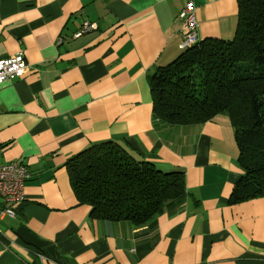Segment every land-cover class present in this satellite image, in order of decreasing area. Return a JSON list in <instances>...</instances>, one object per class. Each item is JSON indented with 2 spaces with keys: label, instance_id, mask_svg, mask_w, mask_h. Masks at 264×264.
Masks as SVG:
<instances>
[{
  "label": "crops",
  "instance_id": "0c3cea01",
  "mask_svg": "<svg viewBox=\"0 0 264 264\" xmlns=\"http://www.w3.org/2000/svg\"><path fill=\"white\" fill-rule=\"evenodd\" d=\"M188 0H0V59L28 73L0 85V165L32 179L13 222L0 223V264H264V197L229 204L244 175L227 115L168 125L153 114L150 77L183 51ZM199 41L234 38L237 0H192ZM84 22L96 31L75 39ZM114 142L189 197L150 223L94 220L67 173L80 152Z\"/></svg>",
  "mask_w": 264,
  "mask_h": 264
},
{
  "label": "trees",
  "instance_id": "16d2710c",
  "mask_svg": "<svg viewBox=\"0 0 264 264\" xmlns=\"http://www.w3.org/2000/svg\"><path fill=\"white\" fill-rule=\"evenodd\" d=\"M237 2L232 40L199 41L150 77L153 114L161 122L190 126L229 118L244 170L231 206L264 197V0ZM67 173L79 204L98 221L143 226L189 197L184 172L159 171L114 142L75 155Z\"/></svg>",
  "mask_w": 264,
  "mask_h": 264
},
{
  "label": "built area",
  "instance_id": "2783aa9c",
  "mask_svg": "<svg viewBox=\"0 0 264 264\" xmlns=\"http://www.w3.org/2000/svg\"><path fill=\"white\" fill-rule=\"evenodd\" d=\"M196 8L192 0L180 12L178 19L182 21L183 33L180 48L185 51L199 42ZM98 26L91 22H84L74 34L78 39L96 31ZM29 71L23 52L0 59V85L24 77ZM32 179L29 169L18 163L0 165V223L6 219H17L20 215L19 207L25 202V187Z\"/></svg>",
  "mask_w": 264,
  "mask_h": 264
},
{
  "label": "rangeland",
  "instance_id": "374dc122",
  "mask_svg": "<svg viewBox=\"0 0 264 264\" xmlns=\"http://www.w3.org/2000/svg\"><path fill=\"white\" fill-rule=\"evenodd\" d=\"M12 220H13V219H9V221H8L7 223L13 222Z\"/></svg>",
  "mask_w": 264,
  "mask_h": 264
}]
</instances>
